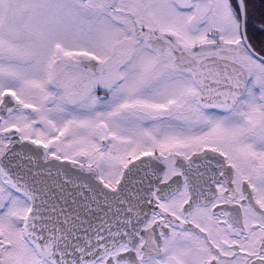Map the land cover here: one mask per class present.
Here are the masks:
<instances>
[{
    "label": "snow or ice",
    "instance_id": "snow-or-ice-1",
    "mask_svg": "<svg viewBox=\"0 0 264 264\" xmlns=\"http://www.w3.org/2000/svg\"><path fill=\"white\" fill-rule=\"evenodd\" d=\"M0 264H264V6L0 0Z\"/></svg>",
    "mask_w": 264,
    "mask_h": 264
},
{
    "label": "trees",
    "instance_id": "trees-1",
    "mask_svg": "<svg viewBox=\"0 0 264 264\" xmlns=\"http://www.w3.org/2000/svg\"><path fill=\"white\" fill-rule=\"evenodd\" d=\"M253 3L256 5L257 8H260V7L262 6L261 4H259V2H258V4H259V5H258L257 2H256L255 0H253Z\"/></svg>",
    "mask_w": 264,
    "mask_h": 264
},
{
    "label": "rangeland",
    "instance_id": "rangeland-1",
    "mask_svg": "<svg viewBox=\"0 0 264 264\" xmlns=\"http://www.w3.org/2000/svg\"><path fill=\"white\" fill-rule=\"evenodd\" d=\"M258 2V0H255ZM261 5L264 6V0H261Z\"/></svg>",
    "mask_w": 264,
    "mask_h": 264
},
{
    "label": "flooded vegetation",
    "instance_id": "flooded-vegetation-1",
    "mask_svg": "<svg viewBox=\"0 0 264 264\" xmlns=\"http://www.w3.org/2000/svg\"><path fill=\"white\" fill-rule=\"evenodd\" d=\"M256 2H257V1H256ZM258 2H259V4H261V0H258ZM258 2H257V4H258ZM259 4H258V5H259Z\"/></svg>",
    "mask_w": 264,
    "mask_h": 264
}]
</instances>
